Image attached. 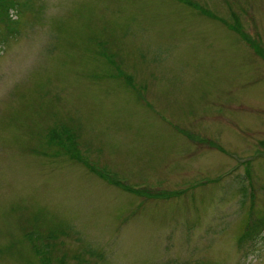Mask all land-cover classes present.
<instances>
[{
    "label": "rangeland",
    "instance_id": "rangeland-1",
    "mask_svg": "<svg viewBox=\"0 0 264 264\" xmlns=\"http://www.w3.org/2000/svg\"><path fill=\"white\" fill-rule=\"evenodd\" d=\"M14 1L0 264H264V0Z\"/></svg>",
    "mask_w": 264,
    "mask_h": 264
},
{
    "label": "trees",
    "instance_id": "trees-1",
    "mask_svg": "<svg viewBox=\"0 0 264 264\" xmlns=\"http://www.w3.org/2000/svg\"><path fill=\"white\" fill-rule=\"evenodd\" d=\"M15 3L16 2L14 0H0V16L7 15L9 8L14 6ZM94 169L96 172L97 171L96 168H94ZM100 175H105V174L102 173ZM243 187H245V186L243 185ZM259 224L260 223H258V224L255 223L252 225L253 227L250 226L248 228L247 232L244 234L242 241L252 240V239H255L257 236H261L264 228L262 226L259 227Z\"/></svg>",
    "mask_w": 264,
    "mask_h": 264
}]
</instances>
